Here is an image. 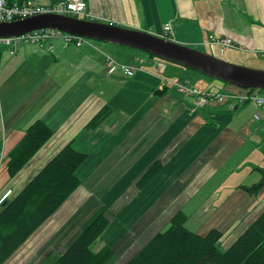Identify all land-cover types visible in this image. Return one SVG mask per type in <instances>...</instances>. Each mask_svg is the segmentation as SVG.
Returning <instances> with one entry per match:
<instances>
[{"label": "crops", "instance_id": "1", "mask_svg": "<svg viewBox=\"0 0 264 264\" xmlns=\"http://www.w3.org/2000/svg\"><path fill=\"white\" fill-rule=\"evenodd\" d=\"M82 1L95 20L148 31L213 55L222 52L208 43V36L226 35L233 46L223 54L264 57V0ZM165 24L170 26L166 35ZM140 52L103 41L77 47L61 37L23 43L15 54L0 49V173L7 175L4 162L33 121L42 120L54 131L0 187V195L20 189L68 142L85 153L75 171L77 188L2 264H51L101 213L108 224L92 248L113 250L106 264H125L177 211L187 215L188 228L199 227L192 231L221 230L220 245L226 248L244 229L246 213L264 206V186L248 189L263 175L264 112L235 98L198 105L170 82L236 96L246 91ZM105 55L132 65L134 74L108 73ZM104 107L103 120L87 128ZM156 160L159 171L137 186ZM200 209L206 212L190 222Z\"/></svg>", "mask_w": 264, "mask_h": 264}, {"label": "trees", "instance_id": "2", "mask_svg": "<svg viewBox=\"0 0 264 264\" xmlns=\"http://www.w3.org/2000/svg\"><path fill=\"white\" fill-rule=\"evenodd\" d=\"M254 91L264 94V90ZM107 110L101 108L86 127L97 126ZM53 132L39 119L26 128L23 138L4 162L9 178L22 170ZM84 158L85 153L75 150L68 142L20 189L14 191L10 188V194L0 206V264L74 192L80 183L75 171ZM160 168L159 160L152 162L137 179V186L148 183ZM262 173V179L250 186V191L264 186V169ZM186 220L187 215L182 211L175 212L166 227L125 264H264V208L226 248L220 245L221 230L211 228L199 234L187 227ZM107 224L108 219L103 213L94 217L51 264H106L113 250L104 246L94 251L92 245Z\"/></svg>", "mask_w": 264, "mask_h": 264}, {"label": "water", "instance_id": "3", "mask_svg": "<svg viewBox=\"0 0 264 264\" xmlns=\"http://www.w3.org/2000/svg\"><path fill=\"white\" fill-rule=\"evenodd\" d=\"M45 28L138 49L224 83L264 90V70L230 63L211 53L148 31L110 22L44 13L12 21H0V37L18 36Z\"/></svg>", "mask_w": 264, "mask_h": 264}, {"label": "built area", "instance_id": "4", "mask_svg": "<svg viewBox=\"0 0 264 264\" xmlns=\"http://www.w3.org/2000/svg\"><path fill=\"white\" fill-rule=\"evenodd\" d=\"M44 13L71 15L83 19L95 20L86 10V5L82 0H60L52 4H39L35 0H23L20 3L9 4L6 0H0V21H12ZM169 30V24H165L163 26V34L166 35ZM49 37H61L65 44L72 43L77 47L88 41L81 36L45 28L29 31L18 36L0 37V46H6L11 54H15L21 44L26 42L41 43ZM208 43L218 45L222 53L227 48L233 46L231 37L226 35L219 38L209 35ZM104 63L108 73L120 69L125 75L131 76L134 74V67L132 65L119 63L109 55H105ZM170 83L182 96L191 98L192 101L198 105H205L213 100L221 102L225 99L235 98L240 104L254 103L264 112V94L254 90L246 91L244 94L236 96L235 94L233 95L231 93L220 92L217 90H199L197 87L186 81H171ZM254 118L258 119L259 115L255 114ZM0 159H2L1 156ZM9 194L10 190H7L0 196V206L4 203ZM263 208L264 206L262 208L259 207L252 213H246L243 218V228L251 223Z\"/></svg>", "mask_w": 264, "mask_h": 264}, {"label": "rangeland", "instance_id": "5", "mask_svg": "<svg viewBox=\"0 0 264 264\" xmlns=\"http://www.w3.org/2000/svg\"><path fill=\"white\" fill-rule=\"evenodd\" d=\"M87 40L94 41V42H97V43H101V41H97V40H93V39H88L87 38ZM103 43H105V42H103ZM2 47H6V46L1 45L0 49H2ZM140 53L146 54V53H144L142 51ZM214 54L217 55L219 58H221L223 60H226V61H228L230 63H234V64H238V65H242V66H246V67H250V68L264 70V57L262 58V57H259V56H256V55H247V54H239V53H234V54L229 53L228 54V52H227V54H223V53L220 54L218 51H215ZM157 59H161V58H157ZM163 61L166 62V63L175 64V63L167 61V60H163ZM175 65H178V64H175ZM19 66H20V68H22L23 67V63L19 64ZM179 67H183V66L179 65ZM183 69L185 71H188L189 73H192V74L196 75V76H199V77H202V78L204 77L205 79H211V77L203 75V74H201V73H199V72H197L195 70H192V69H189V68H186V67H183ZM0 82H1V79H0ZM194 83L199 85L198 82H194ZM0 165H1V162H0ZM9 180H10V178H9L8 175H6L4 173H0V187L3 186L4 184H6L7 182H9ZM205 212L206 211H204L203 209H200L199 212H197V211L195 212V210H194L192 214L189 213V214H191L189 221L190 222L198 221V220H196L195 217L197 216L198 219H200L199 215L200 214L203 215ZM194 215H196V216H194ZM190 228H192V230H198L199 229V227H194V226L190 227ZM195 228H198V229H195ZM207 228L204 229V230H207Z\"/></svg>", "mask_w": 264, "mask_h": 264}, {"label": "bare ground", "instance_id": "6", "mask_svg": "<svg viewBox=\"0 0 264 264\" xmlns=\"http://www.w3.org/2000/svg\"><path fill=\"white\" fill-rule=\"evenodd\" d=\"M257 106V105H256Z\"/></svg>", "mask_w": 264, "mask_h": 264}]
</instances>
